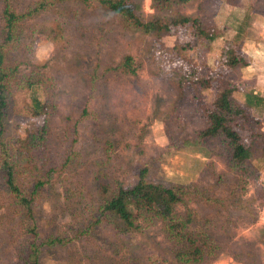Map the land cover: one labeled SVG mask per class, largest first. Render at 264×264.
<instances>
[{
    "label": "rangeland",
    "instance_id": "1",
    "mask_svg": "<svg viewBox=\"0 0 264 264\" xmlns=\"http://www.w3.org/2000/svg\"><path fill=\"white\" fill-rule=\"evenodd\" d=\"M16 1L23 10L43 0ZM52 2L25 19L10 58L25 74L41 73L35 93L55 108L35 117L32 90L13 87L5 121L11 141L45 123L50 159L58 162L34 208L42 236L65 240L45 247L39 264H177L158 220L134 230L113 216L74 235L104 185L132 186L141 169L148 181L188 188L176 209L191 210L190 228L216 247L202 264H264V136L257 127L264 112L245 108L248 122L237 127L249 149L254 141L243 188L217 139L195 141L222 83L253 80L225 69L244 36L230 30L232 20L216 16L222 0H126L142 21L188 16L205 33L191 21L146 32L99 0ZM255 53L264 59L262 50ZM128 56L134 74L123 67ZM66 156L71 159L63 165ZM18 158L22 162L23 155ZM6 209L1 202L0 218ZM7 228L0 226V264H15V235Z\"/></svg>",
    "mask_w": 264,
    "mask_h": 264
},
{
    "label": "trees",
    "instance_id": "2",
    "mask_svg": "<svg viewBox=\"0 0 264 264\" xmlns=\"http://www.w3.org/2000/svg\"><path fill=\"white\" fill-rule=\"evenodd\" d=\"M52 1L43 0L22 10L18 8L16 0H0V201L3 204L7 202L8 207L0 218V226L7 225L6 231L15 235V248L18 251L16 256L19 259L15 264H39L45 247L62 244L65 240L61 236H42L34 208V202L38 195L46 190V185L58 165V162L50 159L48 126L41 123L35 130L11 141L6 136L5 123L13 87H28L32 90L30 110L33 116L46 118L55 108L48 98H40L35 93V87H39L43 82L41 73L25 74L19 69L21 62L10 58L11 51L22 38L25 19L46 9ZM78 1L85 3L89 0ZM99 1L146 32L169 30L171 24H185L191 21L200 28V33H205L196 18L184 16L171 22L142 21L134 14L133 8L126 0ZM153 1L158 5H166L173 0ZM177 1L186 3L189 0ZM236 48L238 49L233 56L225 62L227 71L238 70L249 64V58L240 50L239 44ZM123 67L131 74L135 73L129 56L125 58ZM241 86L242 83H222L213 107L207 111V125L197 132L195 141L203 143L217 139L221 144L227 168L235 174L236 184L243 188L245 179L249 176L247 156L254 148V141L253 146L251 141L252 148L249 149L237 127H244L248 122L245 108H255L263 103L264 98L244 92ZM44 90L49 93L46 85ZM242 93L243 100L238 96ZM73 129L75 132V126ZM20 155H23L22 162L18 158ZM70 159L68 156L62 164H67ZM62 164L60 162V168ZM145 174L146 170L141 169L138 180L129 187L117 185L109 190L108 186L104 185L91 216L82 217L81 219L87 221H81L79 227L74 230L75 237L87 234L94 225L113 216L119 217L126 226L134 230L142 229L158 220L177 264H202L209 257H213L215 245L190 228L191 210L183 213L176 209L177 204L185 202L188 188L183 185L164 186L153 183L146 179Z\"/></svg>",
    "mask_w": 264,
    "mask_h": 264
},
{
    "label": "crops",
    "instance_id": "3",
    "mask_svg": "<svg viewBox=\"0 0 264 264\" xmlns=\"http://www.w3.org/2000/svg\"><path fill=\"white\" fill-rule=\"evenodd\" d=\"M222 2L223 6L219 5L216 16L223 19L228 18L236 23L230 27V30L234 34L244 36L243 40L240 37L239 46L240 50L249 58V64L239 68L237 72L240 70L241 75H244L242 79L253 80L250 83L239 82L242 83L241 88L244 92L264 98V59L258 60L255 53L258 50L264 52V0H222ZM256 34L260 38L255 40ZM254 82L255 85L252 86ZM243 94H241V100H243ZM255 109L264 112V101L255 106ZM257 127L260 130L259 134L264 136V124Z\"/></svg>",
    "mask_w": 264,
    "mask_h": 264
}]
</instances>
